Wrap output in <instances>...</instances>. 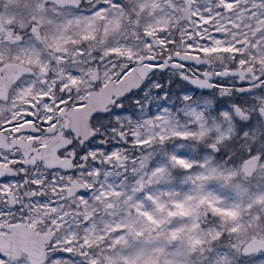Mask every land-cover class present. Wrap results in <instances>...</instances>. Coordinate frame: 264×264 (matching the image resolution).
<instances>
[{
	"label": "snow or ice",
	"instance_id": "6c2138e0",
	"mask_svg": "<svg viewBox=\"0 0 264 264\" xmlns=\"http://www.w3.org/2000/svg\"><path fill=\"white\" fill-rule=\"evenodd\" d=\"M0 264H264V0H0Z\"/></svg>",
	"mask_w": 264,
	"mask_h": 264
}]
</instances>
